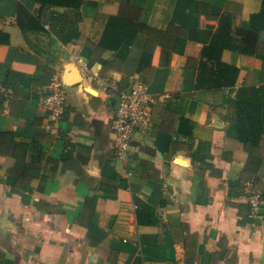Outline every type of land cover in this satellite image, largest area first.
<instances>
[{"label":"crops","instance_id":"0c3cea01","mask_svg":"<svg viewBox=\"0 0 264 264\" xmlns=\"http://www.w3.org/2000/svg\"><path fill=\"white\" fill-rule=\"evenodd\" d=\"M261 5L0 0V264H264V131L257 145L241 141L234 106L239 87L264 89V31L251 55L221 50L234 85L196 86L220 18L238 41ZM103 38L121 41L108 49ZM57 72L66 97L54 123L39 91ZM133 77L156 99L123 160L107 82Z\"/></svg>","mask_w":264,"mask_h":264},{"label":"trees","instance_id":"16d2710c","mask_svg":"<svg viewBox=\"0 0 264 264\" xmlns=\"http://www.w3.org/2000/svg\"><path fill=\"white\" fill-rule=\"evenodd\" d=\"M40 4L51 6L79 7L82 0H34ZM247 29H238L240 39L235 41L230 35V17L223 15L218 24V30L211 37L209 43L201 50V56L196 76L197 87H223L234 85L238 69L221 62L219 54L228 48L241 54L251 55L256 49L258 34L264 31V0L258 12L252 14ZM109 24L122 25L116 17H111ZM113 28V27H112ZM113 33V30H110ZM109 45L105 39L101 40L104 48L116 49L120 43ZM127 41H130L127 39ZM237 136L241 141H248L257 145L264 131V89L255 86H241L238 88L235 101Z\"/></svg>","mask_w":264,"mask_h":264},{"label":"built area","instance_id":"2783aa9c","mask_svg":"<svg viewBox=\"0 0 264 264\" xmlns=\"http://www.w3.org/2000/svg\"><path fill=\"white\" fill-rule=\"evenodd\" d=\"M77 61L82 70L86 71V64L79 58ZM107 86L117 92L118 99L110 123L114 140V157L125 160L129 156L132 135L149 121L148 106L156 98L149 93L147 84L138 77H133L127 88H119L110 81L107 82ZM65 97V85L59 72L51 77L50 84L46 88L39 91V103L54 123L62 115ZM245 189L250 209L254 211L261 202L260 193L256 190L253 182H249Z\"/></svg>","mask_w":264,"mask_h":264}]
</instances>
